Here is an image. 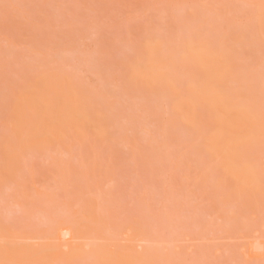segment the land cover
Returning a JSON list of instances; mask_svg holds the SVG:
<instances>
[{
	"label": "rangeland",
	"instance_id": "374dc122",
	"mask_svg": "<svg viewBox=\"0 0 264 264\" xmlns=\"http://www.w3.org/2000/svg\"><path fill=\"white\" fill-rule=\"evenodd\" d=\"M259 17L264 0H0V245L3 231L40 247L60 226L78 231L79 223L85 234L93 205L102 235L122 243L129 226L141 227L138 249L154 251L160 264H264V195L240 193L204 149L207 110L187 126L164 86L130 74L156 40L184 92L198 73L180 46L209 43L231 61L221 90L264 123ZM62 79L91 116L82 136L72 124L53 130L57 137L45 133L41 115L26 108L41 95L53 99ZM97 119L105 137L95 133ZM239 149L264 176V135ZM90 233L78 242L87 252L100 241Z\"/></svg>",
	"mask_w": 264,
	"mask_h": 264
},
{
	"label": "bare ground",
	"instance_id": "6f19581e",
	"mask_svg": "<svg viewBox=\"0 0 264 264\" xmlns=\"http://www.w3.org/2000/svg\"><path fill=\"white\" fill-rule=\"evenodd\" d=\"M258 27L261 36L264 38L263 17H259ZM160 46V42L156 40L149 41L144 47L145 58L132 65L130 74L137 82L141 81L145 86L146 84H153L157 87L164 86L172 96L173 110L187 126L194 127L198 123L199 108L203 106L212 122L211 129L203 137L204 149L219 165L224 175L234 182L240 193L264 195V176L262 172L251 160L242 155L239 149L241 146L252 142L255 137L264 135V123L259 121V116L254 114L247 106L234 101L231 96L221 90L220 86L230 72V59L223 52L217 53V51H214L209 43L200 41L183 43V47L180 46L182 50L179 49L178 51L181 52L179 56L196 69L198 78L189 82L186 90L182 92L171 78L170 67L173 64V59L171 58L170 62L168 59L162 60L159 56ZM48 82L50 86L53 84L50 81ZM60 84L57 85V87H61L58 88V91L53 89L54 87L52 88V91H54L53 94L51 92L52 96L55 94L53 99L51 96H49L51 97V100H49V97L47 99L41 95L34 99V103L32 102L33 99L29 100L26 108L41 115L43 132L51 134L53 130H57L59 133L64 126L72 124L77 134L82 136L83 127L85 128L91 123V116L81 95L73 88L71 83L62 79ZM151 87H148V89ZM30 95L28 96L30 97ZM22 117H25L24 114ZM100 120L97 119V121L95 120L96 123H93V125L95 124L94 130L97 136L105 137L106 128ZM26 121H23V123ZM20 124H22L21 120ZM31 130L32 127L29 131ZM20 132V135H22V131ZM53 132L55 133V131ZM34 133L29 134L32 136ZM55 134L57 137V133ZM31 139L28 140L29 144ZM92 207L93 205L89 210V217L83 219L87 222V218H89L90 225H87L88 222L85 223L81 220L86 224L84 225V230L87 231L84 232L85 234H83V231L80 232L83 225L81 226L79 223H76V226L79 227L78 231L72 226H60L56 230L55 238L53 235L50 237L54 238L51 239V243L45 242L46 244L41 245V247L19 242L16 234L3 231L7 240L4 245H0V264H50L52 260H69L73 257H81L82 254L92 256L95 260V262L93 261L94 264H160L159 257L154 251L145 247L138 249L136 243L145 240L143 230L139 229L141 227L129 226L122 235L124 236V242L115 243L111 238L108 239L109 236L107 235L109 234L106 235L104 232L105 234L102 235L101 230L104 231L102 229L104 220L100 216L101 214L98 215ZM89 232L93 233L90 237L96 234L97 237L93 239L98 238L97 240L100 241L93 244L87 252L83 249L84 244L78 242L84 239V236L86 238V234H89ZM63 235L68 236L65 243L61 242V236ZM63 246H67L68 249H62Z\"/></svg>",
	"mask_w": 264,
	"mask_h": 264
}]
</instances>
